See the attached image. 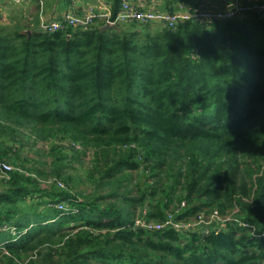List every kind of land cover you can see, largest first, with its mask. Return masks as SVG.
Listing matches in <instances>:
<instances>
[{"label": "trees", "instance_id": "obj_1", "mask_svg": "<svg viewBox=\"0 0 264 264\" xmlns=\"http://www.w3.org/2000/svg\"><path fill=\"white\" fill-rule=\"evenodd\" d=\"M187 1L216 8L166 5ZM35 14L0 23V264H264V13L54 32Z\"/></svg>", "mask_w": 264, "mask_h": 264}, {"label": "built area", "instance_id": "obj_2", "mask_svg": "<svg viewBox=\"0 0 264 264\" xmlns=\"http://www.w3.org/2000/svg\"><path fill=\"white\" fill-rule=\"evenodd\" d=\"M32 2H36V11L39 22L38 28L43 32H54L70 26L90 28L97 21L103 24H158L166 28L177 29L182 23L189 20H226L236 16H243L248 13H264V1H241L232 0L224 8H209L202 3L191 5L181 2L175 9L169 8L165 0H122L119 10L115 13L110 0H97L95 4L83 6L80 10H67L61 14L49 16L46 12V0H0V23H8L11 20L13 9L16 7L26 8ZM24 10V9H23ZM24 15L30 21L34 18L31 12L24 10ZM13 166L8 162H0V169L6 173ZM216 221H222L223 216L218 210L212 213ZM208 217L201 212L197 219L187 224L176 223L170 216L163 223H144L152 229H162L167 225H174L177 228L196 227L206 221ZM198 221V224L196 222ZM139 223L142 221L138 220ZM210 225V224H206Z\"/></svg>", "mask_w": 264, "mask_h": 264}, {"label": "rangeland", "instance_id": "obj_3", "mask_svg": "<svg viewBox=\"0 0 264 264\" xmlns=\"http://www.w3.org/2000/svg\"><path fill=\"white\" fill-rule=\"evenodd\" d=\"M59 3L61 4L59 9H58L59 12H65V11H67L69 9H73L74 8L73 0H59ZM78 3L79 4H83V3L95 4V3H97V0H78ZM137 24L144 25V24H141V23H137ZM125 25H128V24H125ZM160 27H161V25L152 24L151 25V30L152 31H156ZM49 145L50 144L48 142H38V143H36V142H34L33 139H30V140L28 139V144H26L24 146V148H22L21 154L23 156H25V155L31 156L34 159H42V160L47 161V159H50L49 155L46 152L49 149ZM37 148H41L42 149V153L41 152H37L36 151ZM0 162H4V161H0ZM31 164H34V163L32 161H30L29 165H31ZM13 168H15V167L13 166ZM5 174H6V172L3 171L2 169H0V178H2ZM206 215L208 217H206V221L205 222L198 224V221H197L196 224L205 225V224H214L215 223V218H213L211 212H207Z\"/></svg>", "mask_w": 264, "mask_h": 264}, {"label": "crops", "instance_id": "obj_4", "mask_svg": "<svg viewBox=\"0 0 264 264\" xmlns=\"http://www.w3.org/2000/svg\"><path fill=\"white\" fill-rule=\"evenodd\" d=\"M195 1H199V0H195ZM203 1L205 4H207L208 6H212V7H216V8H220L223 7L225 5H227L230 1L232 0H200ZM242 1H264V0H242ZM166 2V0H165ZM188 2V1H187ZM74 3V8L73 9H69V10H75L78 11L80 10L83 6L88 5V3H83V4H79L78 0H73ZM191 3V2H188ZM36 2H32L29 5L25 6L26 8H22V7H16L13 9L12 15L16 14L20 9H24V10H28V12H31L32 14H35L36 11ZM60 3L59 0H46V12L49 16H55L58 14H61L63 12H59L58 9L60 7ZM166 4H163V6H165ZM177 5V4H176Z\"/></svg>", "mask_w": 264, "mask_h": 264}, {"label": "water", "instance_id": "obj_5", "mask_svg": "<svg viewBox=\"0 0 264 264\" xmlns=\"http://www.w3.org/2000/svg\"><path fill=\"white\" fill-rule=\"evenodd\" d=\"M102 30H107V29H119V25L116 24H110V23H105L104 25H102L101 27ZM28 34L32 33V30H26L25 31Z\"/></svg>", "mask_w": 264, "mask_h": 264}]
</instances>
